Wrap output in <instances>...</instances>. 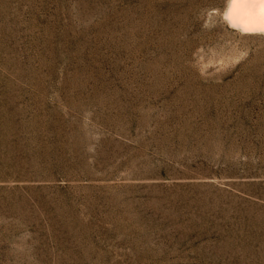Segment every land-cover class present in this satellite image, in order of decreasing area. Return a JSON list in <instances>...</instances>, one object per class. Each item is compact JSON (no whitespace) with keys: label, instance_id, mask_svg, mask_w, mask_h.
I'll return each instance as SVG.
<instances>
[{"label":"rangeland","instance_id":"rangeland-1","mask_svg":"<svg viewBox=\"0 0 264 264\" xmlns=\"http://www.w3.org/2000/svg\"><path fill=\"white\" fill-rule=\"evenodd\" d=\"M229 1L0 0V264H264V31Z\"/></svg>","mask_w":264,"mask_h":264},{"label":"bare ground","instance_id":"bare-ground-1","mask_svg":"<svg viewBox=\"0 0 264 264\" xmlns=\"http://www.w3.org/2000/svg\"><path fill=\"white\" fill-rule=\"evenodd\" d=\"M229 2L227 17H230L231 25L244 31H264V0H230Z\"/></svg>","mask_w":264,"mask_h":264}]
</instances>
